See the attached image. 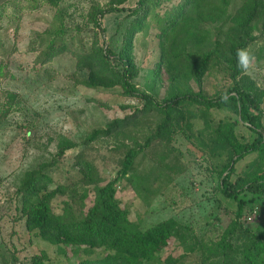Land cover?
Listing matches in <instances>:
<instances>
[{
	"label": "trees",
	"instance_id": "obj_1",
	"mask_svg": "<svg viewBox=\"0 0 264 264\" xmlns=\"http://www.w3.org/2000/svg\"><path fill=\"white\" fill-rule=\"evenodd\" d=\"M77 1L0 0V123L12 112L17 98L4 89L3 84L13 79L9 57L16 53L14 44L20 35H24L28 25L22 24V20L25 15L45 9L50 15L46 27L34 32L28 42V52L34 54V69H41L52 59L68 55L74 60L76 69L88 72L87 80L73 74L75 85L89 89L116 88L123 96L142 103V109L135 116L115 120L105 129L91 132L82 145L128 127L137 115L155 112L160 121L143 145L133 144L127 148L121 167L109 182L103 183L94 166L85 162L81 155L75 164L80 171L79 177L67 183L55 181L51 170L63 173L60 159L74 146H58L50 162L25 173L16 194L27 233L55 246L76 248L78 252L83 248L87 258L77 264H155L159 261L160 264H179V258L162 259L160 254L171 239L180 241L183 246L182 227L168 219L142 230L129 221L128 212L120 207L116 185L131 173L135 160L145 149L167 145L173 117L180 116L183 131L190 130L191 125L181 108L182 104L189 103L205 111L233 113L250 132L248 138L237 141L235 124L223 122L215 126L219 143L230 151L229 161L219 172V190L223 197L237 204V211L220 239L204 246L200 264H228V254L237 260V264H264V230L256 234L240 222L243 206L253 199L264 198V127L260 123L264 91L236 63L238 49L247 50L264 37V0H249L246 7L230 20L236 27L235 34H218L216 37L210 31V25L220 20V12L229 0H220L209 12L195 8L199 0L173 3L171 0H137L132 8L120 7L128 0H109L103 5L91 4L80 26L67 13ZM160 7L162 14L157 11ZM119 13H126L127 24L120 47L115 51L105 42L101 20L106 15ZM151 22L156 24L154 37L160 46L163 42L168 46L164 50L161 47L159 61L150 76L154 82L163 70L176 87L161 101L147 92H140L132 83L138 76L132 62L133 43L137 35L145 34V27ZM85 29L91 33L89 38L83 37ZM184 34L187 37L183 43L178 39ZM10 40V47H5ZM180 42L191 49H180L177 46ZM213 65L220 68L223 89L209 94L203 89V80L211 73ZM190 82L198 88L197 93L186 92ZM252 154L257 155L252 172L232 181L234 165ZM162 161L159 158L156 162ZM243 193L253 198L242 201ZM57 195L64 198L58 214L52 205ZM95 253L101 257L92 258ZM49 260L47 254L41 252L33 255L29 264H49Z\"/></svg>",
	"mask_w": 264,
	"mask_h": 264
},
{
	"label": "rangeland",
	"instance_id": "obj_2",
	"mask_svg": "<svg viewBox=\"0 0 264 264\" xmlns=\"http://www.w3.org/2000/svg\"><path fill=\"white\" fill-rule=\"evenodd\" d=\"M106 1L109 0H78L67 13L80 26L91 4L103 5ZM136 1L128 0L120 7L132 8ZM219 1L199 0L195 8L209 12ZM248 1L229 0L227 7L220 12V20L210 25L214 37L235 34L236 27L230 20L246 7ZM157 11L162 14V7ZM125 16L126 13L110 14L101 20L105 42L115 51L120 47L127 24ZM49 19L47 9L25 15L22 24L28 25L24 35H20L14 44L16 53L9 57L13 79L3 84V88L17 98L12 112L0 123V264H29L30 258L41 252L47 254L49 264H77L87 258L83 248L78 252L76 248L55 246L27 233L16 194L21 180L25 173L50 162L58 146H74L60 159L63 173L51 170L55 181L76 180L80 171L75 164L81 155L85 162L94 166L103 183L109 182L121 167L127 148L133 144L143 145L160 121L155 112L141 117L137 115L128 127L82 145L91 132L103 130L115 120L135 116L142 109V103L123 96L116 88L89 89L75 85L73 74L87 80L88 72L76 69L74 60L68 55L52 59L41 69H34V54L28 52V42L34 32L46 27ZM154 25V22L146 25L145 34L137 35L134 40L132 62L138 76L132 83L140 92H147L161 101L176 87L163 70L154 82L150 76L159 61L161 47L164 50L168 46L166 42L160 46L154 37ZM90 34L89 29H85L83 37L89 38ZM186 37L184 34L178 40L184 43ZM181 42L177 45L180 49H191L190 46L183 47ZM11 43L10 40L5 47L9 48ZM246 51L251 61L245 74L264 91V37ZM221 77L220 68L213 65L211 73L203 80L205 92L212 94L223 89ZM188 85L186 92H198L194 83ZM181 86L186 88V85ZM181 108L191 125L190 130L183 131L180 116L173 117L170 141L166 146L154 145L145 149L138 156L131 173L117 183L116 199L128 212L129 221L142 230L168 219L182 227L183 246L180 241L171 239L160 254L162 259L172 256L179 258V264H200L204 246L220 239L237 211V204L223 197L219 190V172L229 161L230 151L219 143L215 126L223 122L235 124L234 138L237 141L248 138L250 132L233 113L205 111L189 103L182 104ZM261 111L260 123L264 127V99ZM159 158L163 160L161 163L156 162ZM256 158L257 155L252 154L238 161L233 167L231 180L251 173ZM240 198L246 202L253 196L243 193ZM63 199L57 195L52 203L57 214ZM260 215H264L262 197L243 206L240 222L244 228L259 234L264 230V219L257 217ZM249 216L250 222L246 220ZM228 256V264H237V260ZM94 257L101 255L95 253Z\"/></svg>",
	"mask_w": 264,
	"mask_h": 264
},
{
	"label": "clouds",
	"instance_id": "obj_3",
	"mask_svg": "<svg viewBox=\"0 0 264 264\" xmlns=\"http://www.w3.org/2000/svg\"><path fill=\"white\" fill-rule=\"evenodd\" d=\"M251 61V56L246 50H237L236 63L241 71H247Z\"/></svg>",
	"mask_w": 264,
	"mask_h": 264
},
{
	"label": "built area",
	"instance_id": "obj_4",
	"mask_svg": "<svg viewBox=\"0 0 264 264\" xmlns=\"http://www.w3.org/2000/svg\"><path fill=\"white\" fill-rule=\"evenodd\" d=\"M258 218H262V219H264V215H260V216H257ZM246 220L248 221V222H250L251 221V217L249 216L248 218H246Z\"/></svg>",
	"mask_w": 264,
	"mask_h": 264
}]
</instances>
